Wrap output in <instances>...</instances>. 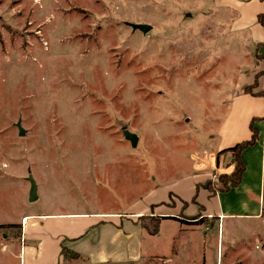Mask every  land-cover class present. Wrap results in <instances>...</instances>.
<instances>
[{
	"label": "rangeland",
	"instance_id": "obj_1",
	"mask_svg": "<svg viewBox=\"0 0 264 264\" xmlns=\"http://www.w3.org/2000/svg\"><path fill=\"white\" fill-rule=\"evenodd\" d=\"M226 1L0 0V264L27 260L16 242L27 216L58 213H126L127 243L107 241L102 264H264V224L218 229L202 215L206 186L233 168L204 181L211 136L264 111V74L250 80L264 56ZM198 213L200 224L141 227Z\"/></svg>",
	"mask_w": 264,
	"mask_h": 264
},
{
	"label": "crops",
	"instance_id": "obj_2",
	"mask_svg": "<svg viewBox=\"0 0 264 264\" xmlns=\"http://www.w3.org/2000/svg\"><path fill=\"white\" fill-rule=\"evenodd\" d=\"M226 3L237 9L234 24L235 29L242 33L241 38L245 34L247 37L242 39L254 46V49L258 47L260 54L264 56V25L258 21L260 15L263 17L264 23V0H227ZM252 63L255 66L253 72H250V80L253 78L256 80L254 70L258 71V75L261 74V71L264 70V58H255ZM255 117H259L253 122L257 137L252 145L241 151L240 157L244 164V170L239 184L224 191L212 192L208 189L206 194L209 198L206 203L211 202V207L207 205V211L202 215L212 217L214 222L217 221L218 229L226 219L233 217L250 218L264 224V111L251 114L245 120L243 129H239V131L233 125V121L228 118L223 123L225 128L223 129L222 125L218 134L211 136L214 137L213 140H216V144L210 142L205 152L206 167L204 172L206 177L204 181L209 180L214 171L221 166L225 165L229 169L230 164L227 163L230 157L229 153H221L217 158V152L236 142L249 139L251 135L249 122ZM198 215L203 217L200 213ZM125 216L126 213L125 215L122 213H58L27 216L21 223V240H16L20 251L18 255L22 256L23 252V256H27V260L23 261V264H62L63 255L60 245L62 241L65 247L76 254L75 258L83 260L87 264L105 263L107 262V241H121L119 245L127 243L126 221L123 218ZM33 219L35 220L30 222ZM184 226L187 225L183 224ZM140 248L141 242L137 251ZM142 253L145 252L142 250ZM20 264H22L21 261Z\"/></svg>",
	"mask_w": 264,
	"mask_h": 264
},
{
	"label": "trees",
	"instance_id": "obj_3",
	"mask_svg": "<svg viewBox=\"0 0 264 264\" xmlns=\"http://www.w3.org/2000/svg\"><path fill=\"white\" fill-rule=\"evenodd\" d=\"M262 19L263 17L259 15L258 21L264 25ZM261 73L264 74V70L261 71ZM255 83H256V80L253 81V84ZM260 94L263 96V100H264V91H262ZM258 119L259 117L252 118V120L249 122V130L251 131V135L249 139H244L239 142H236L235 144L225 147L217 152V155H216L217 158H218V155L221 153H229L230 155L229 164H233V168L229 176L219 175L221 186L212 188V187H209L208 185L207 186L205 185L210 191L212 192L218 191V190L224 191V190H228L231 187H236L239 184L241 180L242 172L244 170V164L241 160L240 154H241V151L245 147L252 145L254 141L256 140L257 131L253 127V122ZM152 216L155 218L151 219V222H150L152 224L151 226H149L148 224L145 225L143 222L141 223V227L144 228L146 232L151 235L155 234L158 231L159 222L161 218H173L177 220L179 223L185 224V225H189V224L195 225V224H200V222H202V217H199V215L191 216V217L185 216V215L157 216V217L154 215ZM60 245H61V254L63 256L64 255H71L74 257L76 256L74 252L66 249V247L62 244V241Z\"/></svg>",
	"mask_w": 264,
	"mask_h": 264
},
{
	"label": "water",
	"instance_id": "obj_4",
	"mask_svg": "<svg viewBox=\"0 0 264 264\" xmlns=\"http://www.w3.org/2000/svg\"><path fill=\"white\" fill-rule=\"evenodd\" d=\"M130 25L133 29H139L142 32H146L150 29V25L147 24L131 23ZM15 125L18 128V135H23L24 129L21 126L20 120H17ZM121 133L124 139L129 141L131 147L137 145L138 135L136 133L130 131L126 126L121 128ZM27 180L29 181L28 201L31 202L37 199V186L31 173H28Z\"/></svg>",
	"mask_w": 264,
	"mask_h": 264
}]
</instances>
